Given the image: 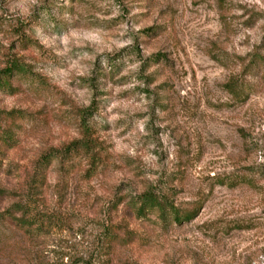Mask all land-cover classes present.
Masks as SVG:
<instances>
[{"label": "rangeland", "instance_id": "rangeland-1", "mask_svg": "<svg viewBox=\"0 0 264 264\" xmlns=\"http://www.w3.org/2000/svg\"><path fill=\"white\" fill-rule=\"evenodd\" d=\"M0 81V264H264V0H0Z\"/></svg>", "mask_w": 264, "mask_h": 264}, {"label": "trees", "instance_id": "trees-1", "mask_svg": "<svg viewBox=\"0 0 264 264\" xmlns=\"http://www.w3.org/2000/svg\"><path fill=\"white\" fill-rule=\"evenodd\" d=\"M1 83L2 81H0V84ZM50 156H53L52 153H45L42 155V160L46 162L48 161ZM136 202L138 203V215H144L148 214L149 212L155 211L157 212L159 220L164 224H168L170 222L177 224L183 223L190 220L196 215V210H181L179 207L173 205L168 200L166 201L158 197L151 191L140 194Z\"/></svg>", "mask_w": 264, "mask_h": 264}]
</instances>
